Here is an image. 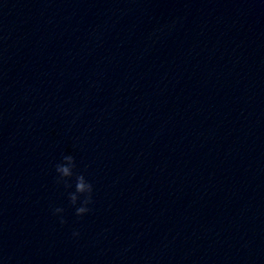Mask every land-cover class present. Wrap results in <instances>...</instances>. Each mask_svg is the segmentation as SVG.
<instances>
[{
  "label": "water",
  "instance_id": "95a60500",
  "mask_svg": "<svg viewBox=\"0 0 264 264\" xmlns=\"http://www.w3.org/2000/svg\"><path fill=\"white\" fill-rule=\"evenodd\" d=\"M0 264H264V0H0Z\"/></svg>",
  "mask_w": 264,
  "mask_h": 264
},
{
  "label": "clouds",
  "instance_id": "9594fccd",
  "mask_svg": "<svg viewBox=\"0 0 264 264\" xmlns=\"http://www.w3.org/2000/svg\"><path fill=\"white\" fill-rule=\"evenodd\" d=\"M76 168L75 158L71 154L63 155L60 162L55 165V172L57 174V183H63L65 187H72L69 182L74 177V191L69 192L68 200L72 206L75 207V214L77 216H84L91 209L90 205L93 203V184L86 178L83 173H75ZM62 207H56L53 209V214L59 217L60 223H65ZM72 235L79 236L78 231H74Z\"/></svg>",
  "mask_w": 264,
  "mask_h": 264
}]
</instances>
